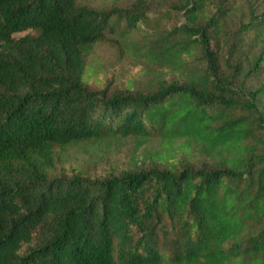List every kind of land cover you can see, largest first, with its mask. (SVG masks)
Returning <instances> with one entry per match:
<instances>
[{"label": "trees", "instance_id": "trees-1", "mask_svg": "<svg viewBox=\"0 0 264 264\" xmlns=\"http://www.w3.org/2000/svg\"><path fill=\"white\" fill-rule=\"evenodd\" d=\"M219 1L0 0V264H264V7L230 31ZM112 38L180 77L90 87ZM115 138L158 139L165 166L51 172L58 149Z\"/></svg>", "mask_w": 264, "mask_h": 264}, {"label": "rangeland", "instance_id": "rangeland-1", "mask_svg": "<svg viewBox=\"0 0 264 264\" xmlns=\"http://www.w3.org/2000/svg\"><path fill=\"white\" fill-rule=\"evenodd\" d=\"M82 1L91 6H103L107 8L113 6H129L136 0ZM143 1L147 7H150L149 14L153 15L158 11L160 13L167 8L179 4L182 0ZM246 1L248 0H244V3L242 0L235 1L234 8L232 9L233 14L230 15L232 18L229 17L225 25L227 30L233 31L237 27L238 19L241 15L248 13ZM250 1L254 2L256 7H264L263 0ZM181 19H183V17L173 10L171 16L165 23L167 26H171L175 22L178 23ZM24 33L25 32H20L16 35H22ZM139 35L140 32L133 34L135 37ZM170 76L175 78L180 77L178 74L161 66L150 64V61L147 59L133 56L119 41L113 38L108 40V42L96 44L87 58L86 80L92 88L108 85L110 90L128 88L142 90L150 87L156 80H161ZM250 83L254 84L255 80L251 79ZM261 105H264V98ZM179 143L180 142H178V144ZM160 146L161 143L158 139L147 140L142 142L139 146H137L134 140L124 138L108 139L99 142H82L68 146L65 149H58L56 166L51 172L57 174L61 171L72 172L85 170L90 175H106L119 172L129 166H135L140 169L151 166L164 167L165 163L159 161L157 158L155 159L153 154L150 153L155 150H160ZM180 151H182L181 154H177L175 158L177 163L186 160L185 154L192 157L189 162L194 166L211 163L208 158L199 156L194 149H180Z\"/></svg>", "mask_w": 264, "mask_h": 264}]
</instances>
